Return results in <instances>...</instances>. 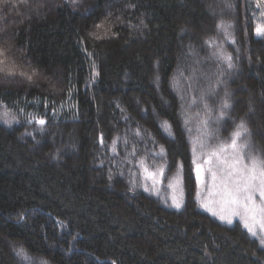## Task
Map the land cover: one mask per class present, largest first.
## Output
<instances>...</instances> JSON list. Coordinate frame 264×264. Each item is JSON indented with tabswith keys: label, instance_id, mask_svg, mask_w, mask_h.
<instances>
[{
	"label": "trees",
	"instance_id": "obj_1",
	"mask_svg": "<svg viewBox=\"0 0 264 264\" xmlns=\"http://www.w3.org/2000/svg\"><path fill=\"white\" fill-rule=\"evenodd\" d=\"M255 13L252 0H0V106L15 117L0 119V264H264L240 223L199 208L191 156V128L215 144L243 121L264 159ZM142 166L180 171L179 209L145 192Z\"/></svg>",
	"mask_w": 264,
	"mask_h": 264
},
{
	"label": "snow or ice",
	"instance_id": "obj_2",
	"mask_svg": "<svg viewBox=\"0 0 264 264\" xmlns=\"http://www.w3.org/2000/svg\"><path fill=\"white\" fill-rule=\"evenodd\" d=\"M257 34L264 35V30L258 28ZM225 59L231 68V57L226 56ZM229 107V103L225 100L222 109ZM223 115L221 111V117ZM38 122L41 125L45 123L44 120ZM249 134L248 128L242 121L232 133L230 143H220L208 151H205L208 145L204 142L194 143L199 144L201 154L206 157L203 164H197V180L202 182L204 173L207 172L211 184L209 197L201 206L211 211L214 216H219L221 220H227L228 223L232 222L230 217H239L249 234L255 237L257 236L255 228L259 227L264 232V159L253 155L250 151L245 153L247 145L238 143L242 136ZM193 152H196L195 148ZM205 165L207 167H204ZM144 171L148 173L147 178L155 182L156 174L149 172L147 168ZM174 204L177 208L180 207L175 199ZM260 241L264 245V236L260 237ZM17 255L25 260L30 259L23 249L18 251Z\"/></svg>",
	"mask_w": 264,
	"mask_h": 264
},
{
	"label": "rangeland",
	"instance_id": "obj_3",
	"mask_svg": "<svg viewBox=\"0 0 264 264\" xmlns=\"http://www.w3.org/2000/svg\"><path fill=\"white\" fill-rule=\"evenodd\" d=\"M255 8H256V13H255V19H256V25H255V31L254 35L255 36H261L257 34V29L264 30V0H252ZM0 119L5 122V123H11L14 121L15 117L14 114H12L9 110L6 108L0 106ZM193 130L192 136H191V156H192V162H193V172H194V177H195V182H196V194H195V199L197 201V204L199 205V208L206 212L209 216L217 219L219 222L226 224V225H231L234 222L240 223V225L247 231L249 234L248 230L244 227V223L241 221L239 217H230L232 222L228 223L227 220H221L219 216H214L211 211L207 210L205 207H202L201 204L202 202L205 201L209 197V191L211 188L210 184V177L207 172L204 173L203 181L198 182L197 176H196V167L197 164H203L204 159L206 158L204 155L201 154V149L198 143H194L196 141H202L206 145H208V148L205 149V151L210 150L212 147L220 144V143H230L231 140L228 142L226 141H221L215 144H211L209 139H208V134L203 131L199 132V130H196L191 128V131ZM238 143L240 144H246L245 141L239 140ZM247 145V144H246ZM193 148L196 149V152H193ZM251 152L249 146L247 145V148L245 149V153ZM252 153V152H251ZM253 154V153H252ZM245 162L247 163V158H245ZM204 167H207L206 165ZM147 168L145 166L141 167L140 170V182H141V187L145 190L146 193H149L153 195L155 198H158L161 200L162 203L168 205L171 208L174 209H179L183 203V188H182V181H181V176H180V171L175 169V171H172L168 176L164 175V170L163 168H152L148 169L149 172L155 173V182L147 178L148 173L144 171V169ZM163 173L162 175L160 173ZM171 185V186H170ZM174 199L177 203L180 204V207L177 208L174 204ZM257 200H259V197L257 196ZM254 231L257 232V238L260 241V237L264 236V232H262L259 227L255 228ZM251 235V234H249ZM252 236V235H251ZM261 243V241H260ZM262 245V244H261ZM264 247V245H262Z\"/></svg>",
	"mask_w": 264,
	"mask_h": 264
}]
</instances>
